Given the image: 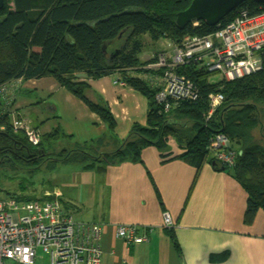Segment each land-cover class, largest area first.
Here are the masks:
<instances>
[{"label":"trees","instance_id":"trees-1","mask_svg":"<svg viewBox=\"0 0 264 264\" xmlns=\"http://www.w3.org/2000/svg\"><path fill=\"white\" fill-rule=\"evenodd\" d=\"M192 1L5 0L0 10V104L6 101L7 110L18 82L51 77L114 129L116 121L108 103L91 102L85 90L90 80L117 76L146 99L148 113L146 124H134L111 150L106 148L104 136L54 152L57 143L72 136L58 128L41 136L40 144L34 146L25 133L26 121L21 117L12 120L11 113L1 109L0 168L32 175L43 167L53 170L61 164L79 163L87 170L104 171L124 162H141L142 151L154 147L163 161L179 159L197 169L211 163L229 173L248 194L244 222L253 223L258 211H264V67L234 81L214 82L206 69L184 66L179 71L196 83L199 98L173 100L171 110L165 111L156 100L162 70L151 67L157 57L140 59L146 44L155 47L164 38L179 44L188 35L208 36L217 30L204 22L184 30L177 27V15ZM243 11L257 15L264 12V5L247 1L221 25ZM145 36L150 38L148 42ZM218 93L224 101L207 120L210 97ZM216 134L230 140L229 149L238 154L235 165L221 166L211 154L210 139ZM19 189L24 192L28 188L20 183ZM8 194L18 202L39 200L31 193ZM228 257L229 252H224L211 255L210 260L221 262Z\"/></svg>","mask_w":264,"mask_h":264},{"label":"crops","instance_id":"crops-1","mask_svg":"<svg viewBox=\"0 0 264 264\" xmlns=\"http://www.w3.org/2000/svg\"><path fill=\"white\" fill-rule=\"evenodd\" d=\"M164 50L155 51L147 61ZM89 83L86 97L96 104L108 103L114 129L51 77L18 82L11 106L7 110L5 101L0 110L10 112L12 120L21 117L41 136L61 128L72 136L64 139L71 146L106 136V148L111 150L134 124H146L147 102L117 76ZM59 166L51 187L44 188L41 196L35 190L31 195L44 200L60 192L61 202L74 211L78 222L101 223V264H264V211L246 224L247 192L211 163L197 169L179 159L163 161L154 147H147L141 162H124L104 171L87 170L81 164ZM166 212L174 221L172 228L164 226ZM120 225L139 228L146 240L127 245L117 237ZM224 252H229L226 260H210Z\"/></svg>","mask_w":264,"mask_h":264},{"label":"built area","instance_id":"built-area-1","mask_svg":"<svg viewBox=\"0 0 264 264\" xmlns=\"http://www.w3.org/2000/svg\"><path fill=\"white\" fill-rule=\"evenodd\" d=\"M169 47L173 55L166 49L151 66L162 70L156 100L165 111L171 110L173 100L199 98L196 83L179 71L184 66L194 64L226 81L261 71L264 67V12L250 15L243 11L224 26L220 23L208 36L188 35L179 44L170 41ZM223 101L224 96L219 93L210 97L207 120L213 118ZM25 133L31 144H40L41 134L37 130L26 124ZM230 147V140L224 134L210 139L209 149L221 166L235 165L238 154ZM163 223L166 228L174 226L168 212L164 213ZM103 232L99 222H78L74 211L62 205L60 192L44 200H0V264L7 261L44 264L45 258L50 264H101ZM116 232L127 245L146 240L135 226L120 225Z\"/></svg>","mask_w":264,"mask_h":264},{"label":"rangeland","instance_id":"rangeland-1","mask_svg":"<svg viewBox=\"0 0 264 264\" xmlns=\"http://www.w3.org/2000/svg\"><path fill=\"white\" fill-rule=\"evenodd\" d=\"M143 39L146 42H148L150 38L148 36H145ZM169 43H170V41L164 38V39H161L159 42H157L155 47L153 45L146 44V47L144 48V50L140 54V59L142 61H145V60L147 61L148 56H152L153 53L155 51L159 50L160 48L168 49V52H170L168 54L173 55L172 48H170L168 46ZM158 54L156 56H154V58L157 57V59H158V57H159ZM210 79H211V81L217 82L221 78L219 76L213 74V75H211ZM70 143L71 142L64 140L62 143H60V145H58L59 149L54 148L53 150H54V152H56L55 150L61 151L64 148L69 149V148L73 147L70 145ZM48 150L50 151V147H48ZM52 152L53 151H50V153H52ZM211 154H213V153H211ZM71 164L80 165L79 163H71ZM62 165H64V164H61V166H59V169H64V168L66 169V166H62ZM56 169L51 171V170H48V168L43 167L41 170H39V171H37L31 175L25 171H19L20 172L19 173L15 170H12L10 167L0 168V175L2 176L1 177L2 180L0 181V187H1L0 188V200H4V201L11 200L12 197L9 196L8 192H11L15 195H20L21 193H23V191L21 189H19L20 183L26 184L28 189L25 191V193H31L35 190L36 195L41 196L44 188L46 189V188L51 187L50 181L53 179V176H54L53 174L56 172ZM24 179H27V180L24 182ZM62 205H63V203H62ZM44 260H45L44 264H50L48 258H45ZM6 264H14V263L11 261H7Z\"/></svg>","mask_w":264,"mask_h":264},{"label":"water","instance_id":"water-1","mask_svg":"<svg viewBox=\"0 0 264 264\" xmlns=\"http://www.w3.org/2000/svg\"><path fill=\"white\" fill-rule=\"evenodd\" d=\"M247 1L264 5V0H193L187 10L177 15L176 25L181 30L199 22L217 27L228 15ZM4 7L5 0H0V10Z\"/></svg>","mask_w":264,"mask_h":264},{"label":"clouds","instance_id":"clouds-1","mask_svg":"<svg viewBox=\"0 0 264 264\" xmlns=\"http://www.w3.org/2000/svg\"><path fill=\"white\" fill-rule=\"evenodd\" d=\"M39 200H41V199H39Z\"/></svg>","mask_w":264,"mask_h":264}]
</instances>
